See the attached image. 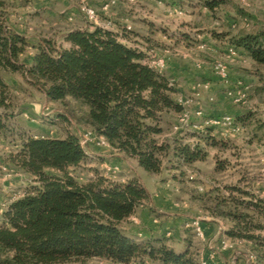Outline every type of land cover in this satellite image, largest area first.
Returning <instances> with one entry per match:
<instances>
[{"label": "trees", "instance_id": "trees-1", "mask_svg": "<svg viewBox=\"0 0 264 264\" xmlns=\"http://www.w3.org/2000/svg\"><path fill=\"white\" fill-rule=\"evenodd\" d=\"M202 1L213 16L228 7L227 0ZM235 10L212 36L226 50L234 48L235 59L251 63L245 69L256 79L250 95L264 99V29L253 27L242 9ZM62 38L67 46H58L52 39L30 44L12 28L8 5L0 0V106L7 107L11 87L4 74H20L26 84L60 106L61 123L73 122L103 137L121 161L135 159L148 175L167 172L179 182L185 168L207 159L205 147L229 148L228 137L217 127H208L203 135L205 147L191 148L178 138L164 137L172 119L183 112L177 102L180 91L175 83L170 84L168 70L158 73L143 63V53L99 28L71 29ZM29 50L32 56L26 64L22 58ZM233 117L248 135L249 146H264V121L257 113L246 108ZM12 131L1 115L0 135L8 139ZM18 135V150L8 156V162L28 182L8 196L0 212V264H84L92 260L199 264L187 238L175 248L171 236L143 239L131 228V218L149 200L139 178L111 183L99 177L80 183L69 171L87 159L77 135ZM227 166L216 162L214 171L221 173ZM226 189L229 196L220 186L208 185L190 198L205 213L230 225L227 238L243 247L249 264H264V199L239 185Z\"/></svg>", "mask_w": 264, "mask_h": 264}, {"label": "rangeland", "instance_id": "rangeland-1", "mask_svg": "<svg viewBox=\"0 0 264 264\" xmlns=\"http://www.w3.org/2000/svg\"><path fill=\"white\" fill-rule=\"evenodd\" d=\"M5 1L8 5V14L11 23L19 26L22 32H24L25 35L31 39V41H35L33 43H38L43 39H52L58 46H66V43H64L62 38L63 34L68 29L73 28V26L80 23V20L78 19L80 15L75 17L74 23H70L68 21L67 14L71 12V9L65 11L63 4L60 3V0ZM68 1H70L73 5L72 8L76 11L78 1ZM150 1L140 0L137 5L130 7L132 9L126 8L128 20H131L130 22L133 27V37H139V40H142L143 44L140 42L137 43H139L140 46L145 47L147 51L159 52L163 51L165 48L169 49V59L175 62L178 71L186 68L185 70H180V72L173 76L172 80L176 84V88L178 90L182 89V92L178 93L177 97L183 95L190 99L192 101L191 111L193 113L198 109L202 110V118L196 119V122L200 125L204 118L212 117L211 115L209 116L207 111L209 106H211V104H220L215 96V91L212 92L211 87L209 86L207 88L205 87L207 81L204 80L203 73L204 70L207 69L205 67L207 65L206 63H208L203 54L205 50H200L198 48V43H196V45H181V42H184L182 34H180V37L177 36V38L174 35L177 33V30L181 28L176 26L175 23H180L181 20L183 21L186 19L188 16L187 13H185L182 17H170L169 13L172 8H168L163 1L161 3V0H155L156 4L154 7H158L159 10L153 11L152 15L151 12L148 13L147 11H143V3L151 5ZM197 1L199 0H184L181 1V3L186 5L187 3H195ZM227 2L228 7H224L223 10H220L218 16L212 15L213 20L219 22V24L217 23V26L215 27L223 29L225 20L232 17L231 15L236 12V8L243 10L247 17L250 18V24L253 27H264V4H259L262 6V9H257L255 2H252L251 0H227ZM160 3L161 5H159ZM124 4L127 7V3L124 2ZM94 7L97 11H102L101 7ZM200 11L202 10L198 9L195 12L197 18L202 17ZM144 15L147 18H145ZM167 17L171 20H167ZM158 22H160L162 26H159L157 24ZM146 31L150 33V36L154 37L152 38L153 40L151 43L147 41L144 42L142 38V35H144V32ZM186 40L187 39H185V41ZM188 46H191L192 48L194 47L196 50L189 52ZM31 52L32 50L28 51V53ZM26 57L27 56L25 55L22 58V61H25ZM214 65L215 63L210 66L211 70ZM4 80L7 81L11 87L9 90V96L5 102L7 107L0 106V116L4 115V118L7 124L12 128V133L14 135H9L8 139H5L0 135V212L5 209L6 200L9 199L8 196L12 193L18 192L20 188L25 186L28 182V177L21 170L12 166L8 162V156L18 150V133L26 132L34 136L50 135L55 137H63L66 133H73L81 140L85 133L90 132L85 128L76 126L73 122L61 123L58 120L60 106L56 103L48 101L42 93L26 84L20 74L6 73L4 74ZM223 83L225 85L226 82ZM247 84L250 87L252 86V83L250 82ZM226 90L227 88L225 89V92ZM252 98L258 101V106L262 105L263 98H255L250 95V101ZM249 104L247 107L250 106ZM253 105L255 106V104ZM258 110L262 115L259 107ZM178 117L176 119H172L171 128L167 131L164 137L168 139L178 138L191 148H195L196 146L205 147L202 137L206 134L207 130L205 133L197 134L194 132H187L184 135L174 132V126L178 121ZM225 137H228L229 148L225 151H221L217 148L205 147V149L209 152L207 159L203 162L196 163L193 167L185 168V176L180 179V182L175 181L171 177V174L167 172H164L159 176L148 174H145L146 176H144V185L146 184L149 186L151 190L158 195H162L167 192V197L171 199L170 201L174 205V209H169L165 208L160 200H157V202L153 205L151 204L152 207L149 202H146L145 205L147 207L145 205L144 206L147 210H149L152 222L154 220L156 222L154 224L148 222L145 226L149 229H153V232H158V234L163 232L162 230L165 229L174 231L175 228L173 227L176 226L180 237L187 238L191 241V252L196 257L199 264L207 253L208 247L205 242L201 241L197 237L194 229L191 227L192 224L194 222H199L205 234L207 233L205 228L206 226H209L211 228L209 233L211 237L209 239L210 241H207L211 242L214 246L216 244L215 240L217 239L216 233L218 231V225L224 227L226 223L221 219L213 218L201 210L199 206L191 200V194L202 192L205 186L216 185L222 188V191L226 196H229V191H227L226 187L233 185L236 177H238V175L242 176V174L245 175L246 178L242 177L241 181L244 180L245 182H248V175L250 173L249 169L250 167L253 168V157H260L261 155L251 154V151L253 150H250V147L247 144L249 142L248 135H246L243 131L239 133H229V135ZM84 149L87 155L86 161L79 168L69 170L80 183L96 180L99 177H103L111 183H124L130 178L137 177L135 173L137 167L134 162L123 158L121 161V156L117 152L112 151L109 148L96 145L94 142L85 145ZM216 162L228 163L226 171H231V173L227 172L223 174L224 171L221 173L215 172L214 169ZM240 163L242 168L237 170L240 171L238 174L236 171H233V168ZM116 164L119 165L120 172L116 175H112L107 171L106 166ZM262 164L264 165V160ZM262 166L260 165L258 168L260 169ZM155 208L157 210H155ZM160 211H166V213L169 214H164ZM176 213L180 216H177ZM175 217L182 219V221L177 224V219L174 220ZM1 220L0 216V222ZM146 227H144V229H147ZM178 237L171 236L170 243L175 248L181 247V242ZM235 248L243 250L242 246L238 247L233 244L227 251H239L235 250ZM84 264L110 263L100 260H92Z\"/></svg>", "mask_w": 264, "mask_h": 264}, {"label": "crops", "instance_id": "crops-1", "mask_svg": "<svg viewBox=\"0 0 264 264\" xmlns=\"http://www.w3.org/2000/svg\"><path fill=\"white\" fill-rule=\"evenodd\" d=\"M105 0H92V4L96 7H101L102 3ZM145 1V0H143ZM150 1V0H149ZM163 1L166 6L168 8H173V7H180L182 9H184L187 13V17L186 19H184L183 21L181 20L180 23H175L176 26L181 27L180 29L177 30V33H175L174 35L178 37H180V34H182L183 36V40L184 42H181V45L185 44H191V45H196V43H200L201 40H203L204 42H206L207 47L204 51V58H206V60L208 61V63H206V70H204V80L207 81V85L209 87H211V91L214 92L215 91V96L217 97V101L220 103L219 105H215V104H211V106H209V108L207 109L209 116H219V115H231V116H237V115H242L244 113V110L249 109L254 113H257L258 117L261 118L264 121V99H262V105L258 106V101H256V99L252 98V100L250 101V106H246V107H236L232 104H230L229 100L226 98L225 95V89H229V88H233L236 83L240 80L243 81L245 83H252V86L254 84H256V79L245 73V69H250L251 68V63L248 61H244L242 59H234V60H230L227 56L226 52V46L223 44L221 45L219 42H217L215 40V38L212 36V32L216 31V32H220L222 29H219V27H215L217 26V23L219 24L218 21L213 20L212 18V13L210 12V10L203 4V1L199 0L195 3H187L186 5H184L183 3H181L180 0H161ZM252 2H255L256 4V8L257 9H262L259 4H264V0H251ZM60 3L63 4L64 10H68L71 9V12H75L76 11L72 8V4L70 3V1L68 0H60ZM151 5L148 4H144L143 3V11H147L148 13H152L153 15V11H158L159 8L158 7H154L155 6V2L154 1H150ZM149 3V4H150ZM202 10L201 12V18H197L196 15V11L197 10ZM64 11V12H65ZM114 14H116L117 17L122 18V17H128L127 15V11H126V6L123 2H120V4L118 5V7L114 8ZM157 18V17H155ZM80 20V23L78 25L73 26V28H70L68 30L71 29H79V30H85L87 29V25L85 22H83L84 20L79 16L78 18ZM167 20H171L169 17L166 18ZM133 20V19H132ZM201 20V21H198ZM131 21V20H129ZM134 22V21H133ZM165 23V22H164ZM159 26H162L160 22L157 23ZM11 26L13 29H15L17 32H19L20 34H22L28 42L32 43V44H36L33 43L35 41H31V39H29L24 32H22V30L20 29L19 26L14 25L13 23H11ZM256 28H263L262 26L260 27H256ZM214 29V30H213ZM67 30V31H68ZM213 30V31H211ZM156 33V32H155ZM144 42H152V36H150V33L148 31L144 32V35H142ZM185 39H187L185 41ZM34 40V39H33ZM136 41L143 43L142 40H139V37L135 38ZM39 41V40H38ZM172 42V41H171ZM186 42V43H185ZM65 43V42H64ZM67 46V44H65ZM192 50H196V48H192L191 46H188V51L192 52ZM199 50V49H198ZM26 59L25 62L26 64H30V59L32 56V52L31 53H27L26 55ZM225 61L227 62V64L229 65L230 71H231V78L230 81L227 83H224L213 73V71L211 70V65H213L215 62L217 61ZM184 69H180L185 70ZM167 73L168 76L172 79L173 76H175L178 72H180V70L178 71V68L175 64V62L172 60H170V63L168 65V69H167ZM187 80V79H186ZM211 80V82H210ZM180 92H182V89L179 90ZM184 92V91H183ZM211 93V92H210ZM257 98V97H255ZM254 100V101H253ZM255 104V106L253 105ZM258 107L260 108V111L262 112V115L260 114ZM242 131L244 132L243 128ZM252 155H256V154H261L260 157L256 156L253 157V168L250 167L249 171V179L248 182H245L244 180L241 181L242 177H245V175L242 174V176L238 175V177H236V180H234L233 185H239L242 187H245L246 190L252 192L253 195H255L256 197H259L261 199H264V165L262 164L263 160H264V146H257L256 144H253L252 146H249ZM125 160H129V161H133L134 164L136 165L137 169L135 170L136 176L137 178L141 179L144 183V176H146L147 174L145 172H143L137 165V162L135 159L132 158H125ZM262 166L260 167V169L258 168V166ZM242 168L241 163L239 165H236L233 168V171L237 172L238 174L240 173V171H237L239 169ZM231 173V171H224L223 174L225 173ZM146 174V175H145ZM231 186V185H229ZM247 186V187H246ZM145 187L148 191L149 194V200L148 202L150 203V206L152 207L153 204H155V202H157V200L163 203V206L165 208H169V209H174V205L171 203V199H169L167 197V192L165 194L162 195H158L155 194L151 188L149 186H147L145 184ZM152 204V205H151ZM157 205V203H156ZM146 206V205H145ZM142 206L141 208L138 209L137 213L131 218V221L133 222V224H131V228L134 231H139L140 232V237H142L143 239H150L152 236H162V235H166V236H174V237H178L180 241H182V237H180L178 230L176 229V226H174L173 228L174 231L172 230H162L163 232H161L160 234H158V232H153V229H149L148 227L145 226L146 223H155L156 221L154 220L152 222V219L150 218V212L149 210H147V206ZM155 210H157L155 208ZM164 214H169L166 213V211H160ZM177 216H180L179 214L176 213ZM177 219V224L180 223L182 221V219L180 218H174V220ZM216 222V221H214ZM144 227H146L147 229H144ZM179 227V226H178ZM230 225L226 223V225L224 227L218 225V231L216 233L217 235V239L215 240L216 244L214 245L215 248H218V240L222 237H226V232L228 231ZM180 228V227H179ZM206 233V237L207 240L210 239V230L211 228L209 226H206L205 228ZM174 233V234H173ZM215 236V235H214ZM210 241V240H209ZM239 247V246H238ZM239 250V248H238ZM205 260L208 261L209 264H249V260L248 257L245 255V253L242 250L236 251V252H232V251H221L218 249L217 254L215 256V258L211 259L209 256V251H207V253L205 254L204 258ZM148 264V263H147Z\"/></svg>", "mask_w": 264, "mask_h": 264}, {"label": "built area", "instance_id": "built-area-1", "mask_svg": "<svg viewBox=\"0 0 264 264\" xmlns=\"http://www.w3.org/2000/svg\"><path fill=\"white\" fill-rule=\"evenodd\" d=\"M78 6L75 12H69L67 14L68 21L74 23L75 17L80 15L87 25V29L93 30L99 28L101 30L112 33L116 39L128 48L139 51L144 54L143 63L149 66L151 69L158 73H164L168 68V61L170 50L164 49L163 51H147L145 47H142L137 43L133 37V27L128 17L119 18L114 14V8L118 7L120 2L127 3V9L137 5L140 0H105L101 5V12L97 11L92 4V0H77ZM155 2V0H152ZM184 1V0H180ZM193 1V0H187ZM162 3V1H160ZM161 3L159 5H161ZM172 8V7H171ZM132 9V8H130ZM186 11L180 7H173L170 10V17H182ZM145 18H147L144 15ZM137 38V37H136ZM143 44V43H142ZM207 47L206 42L203 40L199 43V49L205 50ZM226 54L230 60H234L237 57V52L234 48L229 47L226 50ZM200 67L199 65H197ZM214 74L223 82H229L230 70L229 65L225 61H217L212 68ZM171 85H174V81H170ZM207 88L208 85L206 84ZM251 87L239 81L236 87L227 89L226 96L235 106H247L250 102L249 96ZM177 102L183 107V112L179 115L178 121L174 126V132L184 135L187 132L205 133L208 127L219 128L223 135L227 136L229 133H239L242 131V127L236 124L235 118L231 115H223L218 118H204L203 123L196 122V119L202 118L203 112L201 109L196 110L194 113L191 111L192 101L187 97L180 95L177 97ZM207 133V132H206ZM94 142L96 145L110 148L108 143L103 137H96L91 132L85 133L81 139V145L85 148L88 143ZM107 171L116 175L120 172L119 165L106 166ZM197 237L206 243L211 259L215 258L218 249L221 251L229 250L234 244L227 237H222L218 240V248H215L211 242L207 241L205 232L203 231L199 222H194L191 226ZM233 243V244H232ZM200 264H209L207 260L202 259Z\"/></svg>", "mask_w": 264, "mask_h": 264}]
</instances>
